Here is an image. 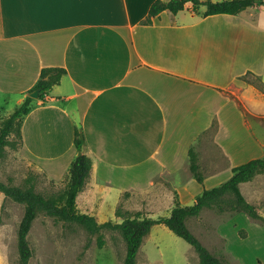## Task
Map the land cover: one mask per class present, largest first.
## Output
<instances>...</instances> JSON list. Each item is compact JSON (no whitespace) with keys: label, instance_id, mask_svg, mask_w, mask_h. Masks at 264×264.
Masks as SVG:
<instances>
[{"label":"crops","instance_id":"0c3cea01","mask_svg":"<svg viewBox=\"0 0 264 264\" xmlns=\"http://www.w3.org/2000/svg\"><path fill=\"white\" fill-rule=\"evenodd\" d=\"M154 1L0 0V114L10 115L26 99L43 67L66 68L45 99H33L20 150L58 181L78 155L80 130L93 166L77 203L98 219L107 217L111 202L116 214L125 192L152 190L150 202L159 211L146 213L151 216L170 214L176 195L192 204L203 190L189 168L192 146L222 150V164L210 161L209 175L226 170L219 182L232 175L233 166L254 158L250 146H264L240 107L248 94L211 79L218 59L232 67L241 54L232 41L263 39L264 3L205 16L206 8L196 12L188 1L178 13L164 10L143 23ZM246 66L260 75L254 65ZM233 113L239 123L234 132L241 128L235 148L223 140L233 136ZM210 130L212 139L202 143ZM159 176L164 182L158 184ZM158 225L138 252L147 264L145 242L159 246L155 234L164 228Z\"/></svg>","mask_w":264,"mask_h":264},{"label":"rangeland","instance_id":"374dc122","mask_svg":"<svg viewBox=\"0 0 264 264\" xmlns=\"http://www.w3.org/2000/svg\"><path fill=\"white\" fill-rule=\"evenodd\" d=\"M200 8L205 9L206 6L200 5ZM200 16L203 17V15ZM231 46L234 49L241 47V54L233 58L232 67L226 66L227 64L219 65L220 60L218 59L217 70L211 79L223 86L236 85L234 88L236 93L248 94V102L240 101V107L247 113L252 132L264 143V83L262 84L263 90H261L248 82L238 80L241 79L240 75L246 74L245 69L248 64L254 65L264 80V37L259 42H238L235 39ZM221 61L225 62V60ZM248 76L253 78L252 74ZM11 109L10 113L15 110V107ZM7 112L5 110L0 114V126ZM231 117L233 136L231 137L228 133L223 140L227 145L235 148L240 145L235 132L238 130L240 133L241 128H237L234 132L239 123L234 113ZM216 127L217 123L212 129ZM213 130L202 136L200 139L202 143L207 139H212ZM11 139L15 137L12 136ZM255 144V147H249L251 150L247 153L260 157L264 152V146L262 147L259 143ZM197 151L201 170L205 178L207 177V183L205 180L204 183L196 181L198 186L202 189L212 188L228 179L219 182L226 176L224 169L218 174L209 175L212 159L216 160L217 164H222L225 157L222 150ZM30 175L36 176V187L45 194L64 188L69 181L68 173L57 181L47 168L35 162L31 157L25 156L20 147L7 146L4 156L0 158V180L7 184L23 186ZM155 180L158 184L162 183L164 176L156 177ZM240 186L247 199L254 203L259 212L264 215V172ZM152 194L150 189L148 192H125L118 206L121 205L132 212L157 213L158 205L150 202ZM113 206V202L108 205L110 212L105 213L106 218L98 219L100 222L122 220L117 214L112 213ZM24 214V203L0 191V264H19L18 230ZM154 216L157 217L156 214ZM187 223L203 244L213 253L225 258L228 264H264V222L252 218L247 212H235L229 209L221 212L216 207H208L204 208L198 216L189 217ZM158 226L164 228V231L155 234L159 246L153 242H145L146 249L144 250L148 253L150 264H200L198 253L188 241L175 234L166 225ZM102 232L105 244L100 247L99 234H91L78 223L57 220L41 211L28 234L33 249L29 264H124L126 242L122 232L119 229H104ZM136 264H147L144 253L137 257Z\"/></svg>","mask_w":264,"mask_h":264},{"label":"trees","instance_id":"16d2710c","mask_svg":"<svg viewBox=\"0 0 264 264\" xmlns=\"http://www.w3.org/2000/svg\"><path fill=\"white\" fill-rule=\"evenodd\" d=\"M188 1H192V8L196 12L199 11L200 5H205V16L217 13L236 14L250 6L264 3V0H155L143 23H152L153 17L160 15L164 10H169L174 14L178 13L185 9ZM66 73V68L62 66L43 67L40 77L31 91L39 88L38 98L45 99L46 94L62 81ZM248 74H252L253 78H250ZM240 78L263 90L264 80L261 75L249 71ZM33 99L34 97L27 95L26 99L2 120L0 126V158L4 156L7 146L19 148L22 145L23 119L32 110ZM12 136L15 139H11ZM75 144L78 155L69 168V181L64 188L45 194L37 189L35 175H30L23 186L7 184L0 180V191L25 204V214L18 230L19 264H29L33 255L28 234L35 218L41 211L57 220L78 223L91 234H99L98 244L100 247L105 244L102 234L104 229H119L126 242L124 264L137 263V255L144 237L150 233L156 224L166 225L175 234L188 241L198 253L200 264H228L225 258L213 253L204 245L188 226V218L198 216L204 208L216 207L221 212L226 209L235 212L245 211L252 218L264 222V215L259 212L254 203L247 199L240 186L241 183L250 181L256 175L264 172V155L233 166L232 175L226 181L212 188L204 187L192 204L182 203L176 195L174 206L168 215L155 217L145 214L143 211L132 212L119 205L116 214L121 217V221L106 220L100 222L95 215L83 212L78 207L77 197L87 183L92 170L93 159L83 152V138L78 129L75 133ZM188 161L193 177L200 183H204L205 175L201 170L199 153L195 146H192L188 151Z\"/></svg>","mask_w":264,"mask_h":264},{"label":"water","instance_id":"95a60500","mask_svg":"<svg viewBox=\"0 0 264 264\" xmlns=\"http://www.w3.org/2000/svg\"><path fill=\"white\" fill-rule=\"evenodd\" d=\"M39 92H40V89L37 88V89L31 91V92L29 93V95L32 96V97H34V98H38V96H39Z\"/></svg>","mask_w":264,"mask_h":264}]
</instances>
